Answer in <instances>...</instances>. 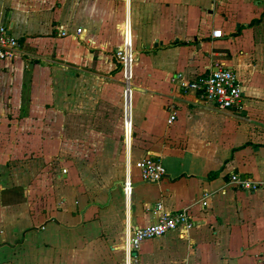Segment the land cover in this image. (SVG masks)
I'll use <instances>...</instances> for the list:
<instances>
[{
  "label": "crops",
  "instance_id": "1",
  "mask_svg": "<svg viewBox=\"0 0 264 264\" xmlns=\"http://www.w3.org/2000/svg\"><path fill=\"white\" fill-rule=\"evenodd\" d=\"M2 25L18 51L0 61V135L12 134L0 146V264H264V189L229 183L264 184V0H0ZM125 29L126 81L115 56ZM216 65L240 82L236 108L172 81ZM125 107L129 142L118 140ZM41 146L94 151L98 168L60 175L66 159L28 154ZM145 156L162 181H141L134 163ZM157 204L187 209L194 227L132 251Z\"/></svg>",
  "mask_w": 264,
  "mask_h": 264
},
{
  "label": "built area",
  "instance_id": "2",
  "mask_svg": "<svg viewBox=\"0 0 264 264\" xmlns=\"http://www.w3.org/2000/svg\"><path fill=\"white\" fill-rule=\"evenodd\" d=\"M9 31L8 26H0V61H11L17 56L18 51V41L11 34H7ZM80 33V29L77 30ZM62 36L67 35L62 31ZM221 31H213V38H221ZM128 32L125 29L123 33L122 45L116 49L115 56L119 59L120 65L122 67V75L126 81L124 75V70L127 63V52L128 47ZM132 50V55L134 56V51L132 45L130 44ZM134 58L132 60V64ZM174 84L180 89V91L192 93L196 95L199 101L204 103L212 104L220 110H229L231 108H236L240 104L242 89L240 82L238 81L235 73H233L229 68L221 65H216L215 70H211L210 73L204 75H198L191 79H186L179 75H176L172 79ZM126 94V92H125ZM175 119V115H171L169 122ZM127 125L129 129H132V122L127 123L126 117V107L125 114L123 118V131L124 138L127 142ZM130 138L132 133H129ZM134 167L138 170L140 179L143 183H157L162 181L165 176V169L162 164L153 159L151 156H145L142 159L137 160L134 163ZM229 183L234 184L238 188L246 191L253 192L259 189H264V184L256 183L251 180L242 179L239 175L233 174ZM132 190V185L129 180L125 181L123 184V194L125 199L130 197ZM206 202H202V206H205ZM156 212V222L153 224L136 228L132 231L131 237L128 241V246L132 251L138 250L141 243L146 240H154L163 237L164 235L179 230L181 232L188 231L194 227V222L190 217L187 209L176 211V212H164L160 204L155 207Z\"/></svg>",
  "mask_w": 264,
  "mask_h": 264
},
{
  "label": "rangeland",
  "instance_id": "3",
  "mask_svg": "<svg viewBox=\"0 0 264 264\" xmlns=\"http://www.w3.org/2000/svg\"><path fill=\"white\" fill-rule=\"evenodd\" d=\"M128 47H130V45H128ZM131 51H132L131 49L128 50L126 48L127 60L131 56V53H132ZM120 70L122 72V67H121ZM125 92H126V102H127V98H128L127 92H128V90L125 89ZM77 120L80 121V123L83 122L84 125H86L85 121H87L88 119L87 118H80V119H77ZM24 124H25V122H24ZM9 125H10V122H9ZM127 128H129L128 125H127ZM37 130H40V127H38ZM122 131H123V129H122ZM130 132L132 133V129H131V131L129 129V132H127V142H129L131 140L130 135L128 134ZM36 135H37L36 137H38V141H41L42 140V136L39 133L36 134ZM11 136H12L11 133H7L5 135H0V146L4 147V144H7V142L10 141V137ZM72 137H73L72 141H74V142L76 141L79 145H80L79 142L85 141V135H82L80 133H78V134H76L75 136H72ZM118 140L121 141V142H125V138H124L123 133H122V135H119ZM122 145L124 147V144H122ZM46 147L47 146H44V148H42V146H41L40 149H36V150H34L32 152H29L28 154H30V153H31V155L33 154V158L35 157L34 160H36V157L41 158L42 160L43 159H47L48 160V157H49V159H52L53 155L56 156L55 157L57 159L56 162H58V160L60 158L66 159V161H68V167H56L57 168V173H59L60 175L68 173L69 172V168H73L74 170H76V173L79 172V169H81V171L83 170L84 172L89 173V170L94 172V169L98 168V166L94 162V161H96V160H94V151H91V150H88V149H84L83 147L82 148L79 147L77 150L74 149V150H70L68 152H62V154H61L62 156H61L59 154L58 149L50 150V149H48V147L47 148ZM120 151H122V150H120ZM20 157H24L25 158V155L22 154V151H20ZM38 160H40V159H38ZM78 163H82V164L86 163L87 166L86 167L84 166L82 168V166L78 165ZM45 164L46 163H44V164L40 163L39 165H36V167H35L36 170L35 171L37 173H39V170L47 168L48 164H47V167L45 166ZM66 168H68V170Z\"/></svg>",
  "mask_w": 264,
  "mask_h": 264
},
{
  "label": "water",
  "instance_id": "4",
  "mask_svg": "<svg viewBox=\"0 0 264 264\" xmlns=\"http://www.w3.org/2000/svg\"><path fill=\"white\" fill-rule=\"evenodd\" d=\"M7 34H10L9 31L7 32Z\"/></svg>",
  "mask_w": 264,
  "mask_h": 264
}]
</instances>
